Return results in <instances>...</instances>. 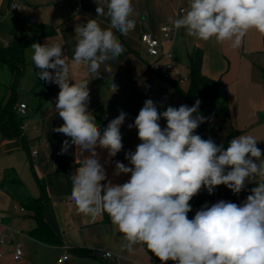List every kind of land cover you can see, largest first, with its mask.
<instances>
[{
    "label": "clouds",
    "instance_id": "1",
    "mask_svg": "<svg viewBox=\"0 0 264 264\" xmlns=\"http://www.w3.org/2000/svg\"><path fill=\"white\" fill-rule=\"evenodd\" d=\"M97 4V16H106L109 26L88 19L76 28L73 56L75 65H86L96 77L101 65L125 51L115 32L127 36L136 26L132 0H107L106 10ZM168 24L194 39L214 38L238 48L252 30L264 36V0H188V9L178 18L168 17ZM31 49L36 76L60 89L55 111L64 123L53 131L71 138L77 149L71 200L79 214L94 219L103 211L122 234V248L132 252L137 245L146 247L160 264H264V155L254 136L233 138L225 149L196 134L207 121L199 113L200 100L159 112L147 99L128 126L136 128L141 141L125 154L131 167L115 164L114 175L130 174V179L103 183L108 178L96 149L107 150L109 158L122 150L121 126L127 114L121 111L101 131L88 109L90 80L70 78L62 44L33 43ZM117 91L113 82L111 92ZM69 147L63 141L61 154ZM246 181L256 186L242 204L220 200L188 218L190 201L202 189L213 194L224 185L239 194Z\"/></svg>",
    "mask_w": 264,
    "mask_h": 264
},
{
    "label": "crops",
    "instance_id": "2",
    "mask_svg": "<svg viewBox=\"0 0 264 264\" xmlns=\"http://www.w3.org/2000/svg\"><path fill=\"white\" fill-rule=\"evenodd\" d=\"M11 1L0 0V10L4 4L10 10ZM17 1L22 5L17 15L18 23L8 29V38L0 41V46L15 36L27 39L35 35L40 37L27 48L33 43L62 44L70 78L73 81L90 80L88 109L93 113L102 108L103 115L98 123L101 131L121 111L127 114L121 126L122 150L109 158L107 150L96 149L97 158L108 178L103 183L111 181L123 184L130 179V174L114 175L115 164L119 161L131 167L125 154L135 151L133 143L138 140V135L135 127L129 129L128 126L134 124L144 102L147 99L153 101L154 96L145 90V83L155 85V96L161 89L166 92L167 87L174 89V82L180 86L184 83L178 82L181 77L190 78V60L196 49L203 52L202 72L223 84L215 101L217 115L210 121L212 139L215 141L218 134H222L221 142L217 145H223L230 132L234 138L252 135L258 140L257 147L264 155V36L256 31H250L238 48L228 43H217L214 38L207 42L200 41L187 36L183 29L177 32L168 24V17L178 18L182 15L178 13L179 8L188 9V0H132L135 9L133 18L136 20L134 31L127 36L115 32L125 51L118 58L101 65L100 75L96 77L97 74L89 73L86 65L73 63L77 43L75 29L88 19H97L102 28H107L109 19L97 16L96 12L97 2L105 7L107 0ZM163 25L172 28L171 41H167L161 32ZM144 31L158 38L163 49H170L173 55L170 80L164 81L154 76L152 66L155 58L147 53L140 41ZM26 62L25 72L19 82L25 79L27 87L18 92V82L14 110L20 102L26 103V115L16 113L22 122H28L27 129L23 132L20 125L22 137L0 135V264H152L156 257L146 247L137 245L132 252L122 248L123 236L106 213L91 223L90 216L76 211L71 200V175L79 166L76 162L77 149L71 145V138L53 131L64 123L55 111L59 86L41 80L32 72L35 67L32 60ZM28 69L30 77L27 76ZM113 82L118 86L116 93L111 92ZM19 94L23 97H19ZM39 119L41 124H37ZM65 140L69 141L70 147L67 153L61 154ZM34 149L37 153L32 155ZM41 187L48 197L43 204L41 217L55 235L52 242L32 234L38 223L33 212L24 205V199L40 195ZM218 192L219 186L213 194L202 189L193 197V217L201 206H211L212 197L219 195ZM250 194L251 191L247 196ZM219 196L231 202L230 189L227 200ZM10 199L21 202L20 213H16L17 207L13 210ZM16 244L23 251L21 259L17 261L12 257ZM98 250L109 251L112 255L102 258L96 254ZM66 251L69 252V258L58 263V257Z\"/></svg>",
    "mask_w": 264,
    "mask_h": 264
},
{
    "label": "trees",
    "instance_id": "3",
    "mask_svg": "<svg viewBox=\"0 0 264 264\" xmlns=\"http://www.w3.org/2000/svg\"><path fill=\"white\" fill-rule=\"evenodd\" d=\"M40 36L35 35L31 38H22L15 36L7 46H0V63L6 65L10 72V84L9 94L0 96V135L3 137H22L20 125L22 124V118L18 117L14 106L16 103V86L23 76L26 67L25 51L30 43L38 39ZM202 59L203 52L201 49H196L191 56V74L190 85L187 91H181L177 83L174 82V89L178 92L179 96L183 98L184 104L189 107L193 106L196 100H200L199 113L207 118L205 123H202L196 130V134L200 135L203 139L211 138V124L210 121L217 115L215 109V101L218 93L223 87V84L216 79L206 76L202 72ZM97 124L99 123L103 111L102 108H98L93 112ZM234 138L232 132L228 133L223 146L225 149L228 146V142ZM215 142V141H214ZM255 182L248 183L246 181V187L239 194H234L230 190V200L233 203L242 204L246 200L247 194L251 188L255 187ZM48 197L43 187H41L40 195L36 198H26L25 207L33 212V216L36 219L38 226L31 232L37 238L45 241L52 242L55 240V235L51 229L46 225L41 217V210L43 204L47 201ZM23 204V202H22ZM188 218L192 219L191 212L188 213ZM149 251V250H148Z\"/></svg>",
    "mask_w": 264,
    "mask_h": 264
},
{
    "label": "built area",
    "instance_id": "4",
    "mask_svg": "<svg viewBox=\"0 0 264 264\" xmlns=\"http://www.w3.org/2000/svg\"><path fill=\"white\" fill-rule=\"evenodd\" d=\"M17 6V7H14ZM10 7V11H18L22 8V5L17 1V0H12L9 4ZM186 10L181 7L178 9V13L179 14H183ZM161 32L163 33L164 37L166 38L167 41H171L172 40V28L169 25H163L160 28ZM140 41L141 43L144 45L147 53L151 56H153L155 58V61L153 63L152 66V72L154 74V76L156 78H159L161 80L164 81H168L171 79L172 76V71H173V55L170 51V49H163L162 45L159 41L158 38L153 37L149 32L144 31L141 33L140 35ZM9 44V42H4L2 46H7ZM187 80V78L181 77L178 82L179 83H183ZM145 90L152 94L153 96V102L156 104L157 107H161L163 108L164 106H166L169 102V94L161 89L158 94L155 96L157 90L155 88V85L153 83H145ZM26 110H27V105L24 102H20L17 106H16V111L21 115V116H25L26 115ZM37 124H41V120H37ZM28 126V122L27 121H23L21 124V130L23 132L26 131ZM134 152V151H131ZM37 153V150L34 149L31 151L32 155H35ZM218 190V186L214 189V191ZM222 200V197L215 194L212 197V204L218 202ZM191 204V201H190ZM104 214V212L102 211L99 215H97L94 219L91 218L90 221L91 223H94L95 221H97V219L99 217H101ZM23 251L22 248L20 247V245L16 244L13 248V252H12V257L14 260H20L22 257ZM96 254L102 258H108L110 257L112 254L109 251H102V250H98L96 252ZM69 258V252L66 251L63 254H61L58 259L57 262L61 263L65 260H67ZM152 264H160V261L158 260V258H155ZM168 264H173V262L169 261Z\"/></svg>",
    "mask_w": 264,
    "mask_h": 264
},
{
    "label": "rangeland",
    "instance_id": "5",
    "mask_svg": "<svg viewBox=\"0 0 264 264\" xmlns=\"http://www.w3.org/2000/svg\"><path fill=\"white\" fill-rule=\"evenodd\" d=\"M18 12H19V10L15 11V12L10 11L8 9V5H6V4H4L2 6V9L0 10V26H1L0 27V41H3V39H5V37L8 38L7 37L9 34L8 29L13 28L14 25L15 26L17 25V23H18V19H17ZM30 54L31 55L33 54V50L31 49V46L26 49V54H25L26 55L25 56L26 61H30V59H31ZM27 63L28 62H26V66H27ZM38 71H39L38 68L33 67L32 72H34L36 74V72H38ZM27 76L30 77L29 69L27 70ZM10 78H11V75H10V72L7 69L6 65L3 63H0V96L6 95L7 92L8 93L10 92V90H9ZM189 85H190V81L187 80L183 84H180L179 87H180L181 91H187L189 88ZM26 87H27V81H25V79H24V80H21L19 82L17 90H18V92L23 91L24 89H26ZM167 88H168L167 92L171 95V99L169 100L168 104L166 106H164L163 108L157 107L159 112L165 111L168 106L178 108L179 106L183 105V103H184L183 98H181L179 96L178 92L175 89L170 88V87H167ZM20 96L23 97V95L19 94V97ZM159 123H160L162 128L166 127V120H164L163 118L159 121ZM221 138H222V134L219 133L218 136L215 138L216 144L221 142ZM139 143H141V141L139 139L133 143V149L134 150L136 149V147ZM218 194L224 196L225 199L227 200V198L229 196V189L224 185H220ZM10 200L12 202L11 207L13 208V210H14V207H17L16 213H20L19 209L22 207L21 202L19 200H16V201L12 200V199H10ZM203 204H205V202H203ZM200 206L201 205L199 204L198 207H200ZM202 207L203 206H201V208Z\"/></svg>",
    "mask_w": 264,
    "mask_h": 264
}]
</instances>
